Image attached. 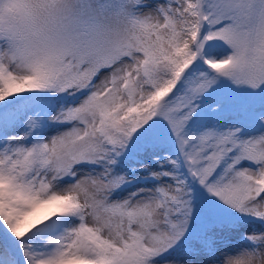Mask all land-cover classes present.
<instances>
[{
  "label": "snow or ice",
  "instance_id": "6c2138e0",
  "mask_svg": "<svg viewBox=\"0 0 264 264\" xmlns=\"http://www.w3.org/2000/svg\"><path fill=\"white\" fill-rule=\"evenodd\" d=\"M0 264H264V0H0Z\"/></svg>",
  "mask_w": 264,
  "mask_h": 264
},
{
  "label": "rangeland",
  "instance_id": "374dc122",
  "mask_svg": "<svg viewBox=\"0 0 264 264\" xmlns=\"http://www.w3.org/2000/svg\"><path fill=\"white\" fill-rule=\"evenodd\" d=\"M219 52H220V50L218 49L217 50V54H219ZM103 74V73H102ZM153 167H155V165H153ZM126 191H131V189H128V190H126ZM126 194V192H121V193H119V195H121V196H123V195H125ZM255 227L257 228V229H259V225L257 224V225H255ZM246 231H251L252 230V227L251 226H249L247 229H245ZM243 245H238L237 243H236V236L235 235H233L232 237H231V241L227 244V246L225 247V246H221V249H220V251L221 252H231L235 247H242Z\"/></svg>",
  "mask_w": 264,
  "mask_h": 264
}]
</instances>
